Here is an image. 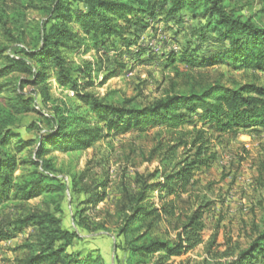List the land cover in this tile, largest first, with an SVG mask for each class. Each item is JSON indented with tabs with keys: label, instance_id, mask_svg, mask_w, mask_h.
<instances>
[{
	"label": "rangeland",
	"instance_id": "rangeland-1",
	"mask_svg": "<svg viewBox=\"0 0 264 264\" xmlns=\"http://www.w3.org/2000/svg\"><path fill=\"white\" fill-rule=\"evenodd\" d=\"M69 4L72 9L83 7L79 1L69 0ZM48 7L46 0H0V19L6 23V29L0 26V49H5V55L14 57L23 45L31 48L37 44V27L46 20ZM229 7L264 28V0H229ZM181 15H185L181 21H165L162 15L152 21L142 17L148 26L145 30L141 29V24L129 26L123 37L133 45L127 48L115 39L106 50L96 51L85 41L80 49L64 51L63 56L71 66L82 67L83 62H89L88 80L92 86L86 92L115 105L129 102L145 106L165 95L186 92L184 76L180 75L188 73L208 75L209 81L225 83L233 78L240 84L254 81L264 86V73L252 70H232L226 64L198 69L181 64L177 58L169 64L166 59L171 53H178L175 55L178 57L180 52H189L199 43L200 21L192 20L186 11ZM71 27L76 25L71 24ZM226 44L206 41L204 52L223 49ZM52 71V67L47 69L49 75ZM176 72L180 75L176 76ZM112 73L116 76L110 78ZM17 76L24 75L13 71L0 81L5 85V91L0 94V124L20 136L19 140L10 141L11 154L18 160L33 161L36 160L35 144L24 147L19 153L13 147L18 146L19 141L25 142L49 131L44 117L53 115L56 110L63 111L64 116L84 114L87 110L69 88H61L49 78L41 86H25L22 93L25 99H30L29 110L18 114L22 107L13 106L14 93L8 84ZM74 79L83 82L77 74ZM42 87L46 88L45 92ZM184 128L191 129V126ZM71 129L70 126L68 130ZM161 130L164 127L157 126L144 131L131 130L123 135L110 134L79 151H55L48 146L40 159L48 161L51 170L46 173L58 180L62 188L45 192L26 203L10 202L0 215V221L6 224L28 212L56 213L60 205L61 213L55 216L63 229L78 235L67 248L68 253H91L94 261L97 257L100 259L94 264H136L137 258L129 257L126 243L137 234L127 239L120 235L123 219L134 205L141 182L149 175L153 176L148 179L149 183L163 182L176 163L174 158L181 157L182 153L178 150L169 159V136ZM207 137L209 150L214 155L209 167L193 174L184 194L168 196L164 190L153 193L151 208L164 207L168 214L158 211L135 223H143L140 234L152 221L151 237L173 243L192 214L202 211L203 228L199 232L202 243L186 255L163 261V264H216L217 256L227 249L236 253L245 248L253 237V228L261 227L264 222V130L220 133L209 129ZM30 171L32 167H19L15 177ZM41 231V228L29 227L13 239L0 242V264H21L38 251ZM159 255L147 257L145 264L162 262Z\"/></svg>",
	"mask_w": 264,
	"mask_h": 264
},
{
	"label": "trees",
	"instance_id": "trees-1",
	"mask_svg": "<svg viewBox=\"0 0 264 264\" xmlns=\"http://www.w3.org/2000/svg\"><path fill=\"white\" fill-rule=\"evenodd\" d=\"M46 1L49 7L46 20L37 27V44L31 48L23 45L14 57L5 55V49H0V81L13 71L24 75L8 82L14 93L11 97L13 106L22 107L18 114L29 110L30 99H25L22 93L25 86H41L49 78L59 87L69 88L87 111L80 115L64 116L63 111L56 110L53 115L44 117L49 131L38 133L34 139L19 141V145L13 147L19 153L24 147L35 144L36 160L33 161L18 160L11 154L9 143L12 139L19 140L20 136L7 125L0 124V215L12 201L26 203L45 192L62 188L58 180L46 173L51 170L48 161L40 159L48 146L55 151L85 150L110 134L123 135L131 130L144 131L149 127L162 126L164 130L161 132L169 136V159L178 150H182L181 157L174 158L176 163L163 182L149 183L148 179L153 178L152 175L141 182L134 205L124 217L119 233L125 239L137 234L134 240L126 243L129 257L137 258L136 264H145L147 257L159 253L162 262L156 264L186 255L202 243L199 236L203 228L202 211L192 214L173 243L151 237L152 221L140 234L143 223H135L158 211L168 214L164 207L151 208L150 197L153 193L164 190L168 196L184 194L193 174L209 167L214 159L209 150V129L220 133L240 129L264 130V86L254 81L240 84L233 78L227 79L225 83L222 80L209 81L208 75H180L176 72V76H184L186 92L165 95L145 106L129 102L115 105L86 92L92 86L88 80L91 64L83 62L82 67L71 66L63 52H75L85 41L90 42L96 51L106 50L115 39H119L123 48H127L133 45L123 37L129 26L141 24L142 30L148 26L143 23L142 17H149L152 21L157 15H162L165 21H181L185 16L181 15L182 12L186 11L192 20L200 21L199 43L189 52H180L178 57L175 56L178 53H171L166 59L169 64L177 58L181 64L198 69L226 64L232 70L264 73V28L257 27L251 18H244L234 8H230L229 0H73L81 2L82 9H72L69 0ZM71 24L76 27H71ZM0 26H6L1 19ZM206 41L227 44L223 49L204 52ZM49 67L53 68L51 75L47 73ZM74 74L79 75L83 82L78 83ZM109 76L115 77L116 73ZM4 87V84H0V94L5 91ZM45 89L42 87V92ZM186 125L191 126V129H185ZM70 126L72 129L68 130ZM27 166L32 167V171L15 177L19 167ZM56 208V213L28 212L6 224L0 221V242L13 239L29 227H38L42 230L40 248L21 264L98 262L99 257L94 261L91 253L67 252L78 235L63 229L60 219L55 216L61 213V206ZM206 252L210 253V250ZM217 258L219 261L216 264H264V222L261 227L253 228V237L245 248L236 253L235 250L227 249Z\"/></svg>",
	"mask_w": 264,
	"mask_h": 264
}]
</instances>
